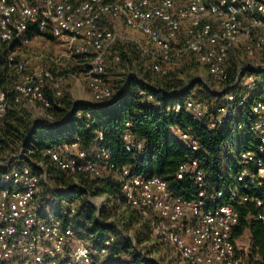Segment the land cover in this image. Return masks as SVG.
Segmentation results:
<instances>
[{
  "label": "built area",
  "instance_id": "2783aa9c",
  "mask_svg": "<svg viewBox=\"0 0 264 264\" xmlns=\"http://www.w3.org/2000/svg\"><path fill=\"white\" fill-rule=\"evenodd\" d=\"M119 27L148 39L153 51H143L156 57L153 72L166 74L162 64L191 53L216 81L214 90L223 93L219 100L188 96L173 109L183 108L209 129L231 122L240 138L236 181L241 192L219 190L206 196L203 189L197 198L184 199L159 176L132 173L128 165L111 161L104 147L83 149L77 141L43 154L75 183L80 175L109 174L120 184L125 205L149 221L153 235L183 262L244 264L245 251L233 236L240 207L248 208L249 219L264 222V64L239 66L229 77L228 57L236 48L248 58L263 49L264 0H0V47L24 46L31 39L28 34L56 39L64 47L59 57L86 60L70 76L85 83L93 104H107L115 97L105 69L113 46L126 42ZM59 57L49 59L57 62ZM6 59L13 68L9 77L16 72L17 78L5 87L0 67V120L10 97L15 104L37 102L47 107L46 93L54 98L63 95L64 75L43 66L26 71L11 52ZM139 94L153 100L150 94ZM176 133L187 147L197 149L187 133L179 129ZM122 139L127 152L146 156L143 140L129 131ZM13 157L0 159V264H96L93 248L79 237L72 222L78 200L49 208L56 200L46 166L36 163L35 170L27 163L16 165ZM188 172L203 185L204 172L197 160L180 163L176 177L182 179ZM91 201L98 213L100 204ZM98 252L107 255L106 248Z\"/></svg>",
  "mask_w": 264,
  "mask_h": 264
},
{
  "label": "trees",
  "instance_id": "16d2710c",
  "mask_svg": "<svg viewBox=\"0 0 264 264\" xmlns=\"http://www.w3.org/2000/svg\"><path fill=\"white\" fill-rule=\"evenodd\" d=\"M28 37L32 38V35L28 34ZM12 48L0 47V67L4 73L1 83L5 87H10L15 80L9 77L13 68L8 66L6 59ZM112 51L114 59L127 72L114 91V99L107 104L74 101L64 93L54 98L46 93L49 106L43 107L45 115L32 118L10 97L7 112L0 120V157L14 155L11 159L13 163H27L35 170L37 167L34 164L42 163L55 187L51 191L52 198L78 200L72 217L73 225L95 250L107 249V255L100 264H161L151 256L154 251L160 250L161 243L153 235L150 222L125 205L121 186L116 180L109 174L96 178L80 175L78 183H75L43 152L75 141L83 149L104 147L110 153L111 161L128 165L132 173L144 177L159 176L175 195L194 199L203 189L206 196L219 190L228 193L230 189H237L241 192V184L236 181L241 169L236 157L241 148L240 138L234 133L231 122L209 129L204 120L192 119L183 108L174 111L173 108L182 105L188 96L219 100L223 93L214 90L208 82L199 78L184 82L170 72L155 81L147 69L141 65L137 68L134 64L140 53L138 43L119 42ZM239 52L244 51L236 48L228 57L229 77L240 66L237 63ZM15 61H18L16 56ZM73 61L79 62V69L86 60ZM140 91L152 95L153 100H147L145 95L139 94ZM193 91L196 94L191 95ZM176 129L194 139L197 149L187 147ZM125 131L143 140L146 156H135L125 150L122 139ZM190 160L200 163L204 172L202 186L190 172L185 173L182 179L176 177L178 165ZM262 187L264 191V183ZM98 195L104 198L97 213L89 197ZM250 210L253 211L252 208ZM246 229L253 253L260 256L257 264H264V222L249 219L248 208L242 206L233 236H241ZM110 238L112 242L105 246L103 243ZM122 255L127 257L124 261L120 259Z\"/></svg>",
  "mask_w": 264,
  "mask_h": 264
},
{
  "label": "rangeland",
  "instance_id": "374dc122",
  "mask_svg": "<svg viewBox=\"0 0 264 264\" xmlns=\"http://www.w3.org/2000/svg\"><path fill=\"white\" fill-rule=\"evenodd\" d=\"M121 34L125 37L126 42L138 43L140 53L138 54V58L134 61L136 67L142 66V68L147 69L152 78L155 81L163 79V75L158 74L151 71V65L155 62L156 57L151 54V52H144L143 49L153 51V47L148 41V39L138 31H131L128 28L119 27ZM121 44V43H120ZM123 44V43H122ZM119 45V43H118ZM64 50V47L57 43H52V41L45 40L42 36H37L33 38V40L29 44H25L24 46H13L10 51L17 57L19 61H21L26 71L34 69L35 67L43 66L45 68L52 69L55 73L59 75H64L63 78V93L64 95L70 96V98H79L84 97L87 93H90L89 89L85 87V83L81 81L74 80L70 73L71 71V60L65 59L64 57H59V55ZM49 57L57 58L59 60L57 62H53L49 59ZM237 63L238 65H256L261 66L264 64V47L262 50L257 51L253 58H248L245 56L244 52L237 53ZM162 67L165 69L166 73H172L177 78H181L182 81H188L192 78H199L209 83V85L213 89L218 88V84L216 81L210 77L206 68L201 64L197 63L192 55H184L180 58H176L172 60L170 63L162 64ZM105 80L107 85H109L114 91L118 88L122 79L125 77V73L127 72L125 68L122 67V64L114 59L113 51L106 60V69H105ZM17 73L13 76L14 79L17 78ZM13 80V78H11ZM78 83L79 92L74 85ZM196 94L195 91L192 92L191 95ZM20 107L26 110L32 118H40L45 115V109L40 103L37 102H22L19 104ZM236 136V135H235ZM234 136V138H236ZM4 157H0L3 160ZM53 185V183L51 182ZM96 204H101L103 201V196L98 195L97 197H90ZM71 202V199L62 198L57 199L55 203L51 204L49 208L55 209L56 206L60 203L61 205H66ZM76 202V201H74ZM94 205V204H93ZM81 239L91 245L89 240L84 238L78 230L76 231ZM160 242V241H159ZM161 243V242H160ZM237 246L241 249H244L243 258L244 264H257L260 260V256L257 253H253L251 248V240L249 231L246 229L242 236L237 239ZM92 247V246H91ZM93 248V247H92ZM99 250H95L93 248V260L96 264H100L103 260L104 256L98 252ZM151 256L156 260L160 261L161 264H187L183 262L180 258H178L167 245H160V250L154 251ZM127 257L122 255L120 257L121 260H125Z\"/></svg>",
  "mask_w": 264,
  "mask_h": 264
},
{
  "label": "crops",
  "instance_id": "0c3cea01",
  "mask_svg": "<svg viewBox=\"0 0 264 264\" xmlns=\"http://www.w3.org/2000/svg\"><path fill=\"white\" fill-rule=\"evenodd\" d=\"M42 37H44L45 38V40H49V41H52V43L54 44V43H57L58 45L60 44L56 39H53L52 37H50V36H42ZM33 40V38H31L30 39V41H29V43L31 42ZM28 43V44H29ZM61 45V44H60ZM62 46V45H61ZM82 59H84V58H82ZM79 60H81V59H79ZM78 61H73V60H71V71H77L78 70V68H77V66H78ZM75 86H76V88H77V90H78V92H79V85H78V83H75L74 84ZM85 87H87L86 85H85ZM80 93V92H79ZM74 101H82V102H90L91 101V95H90V93H87V95H84V97H79V98H72ZM242 236V235H241ZM241 236H239L237 239H239Z\"/></svg>",
  "mask_w": 264,
  "mask_h": 264
}]
</instances>
